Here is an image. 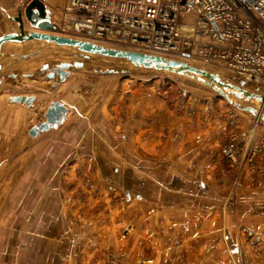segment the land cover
I'll use <instances>...</instances> for the list:
<instances>
[{"label": "crops", "instance_id": "0c3cea01", "mask_svg": "<svg viewBox=\"0 0 264 264\" xmlns=\"http://www.w3.org/2000/svg\"><path fill=\"white\" fill-rule=\"evenodd\" d=\"M29 1L0 0V37L19 32L16 19ZM44 3L59 26L68 0ZM34 42L6 43L0 56V264H74L76 241L80 236L91 240L95 230L104 239L103 264H235L240 253L246 264H264V255L255 256L239 230L256 229L264 237V177L248 166L237 171L224 167L216 158L214 151L219 153L228 131L225 120L216 112L193 119L187 111H177L168 96L133 89L126 135L119 136L110 127L109 113L92 120L90 103L70 92L77 85L70 82L72 72L60 83L70 92L64 99L48 100L46 94L41 98L21 90L22 83L35 77L27 73L28 58L43 54L38 49L35 54L25 52L31 47L24 46ZM16 96L36 100L30 108L11 104L10 98ZM54 101L69 110L66 121L32 138L30 131L39 125L35 113L43 104L47 111ZM82 112L80 137L75 132L80 121L70 117ZM138 115L150 121L149 127L139 125ZM252 122L245 121L244 138L250 135ZM262 129L264 137V123ZM77 150L88 161L85 169L90 170V161L95 160L97 175L122 188L128 206L136 209L135 232L125 242L116 238V230L125 223L123 211L106 225L104 221L81 229L69 225L72 209L64 199L59 171L61 161L71 160ZM195 159H201V165L191 168Z\"/></svg>", "mask_w": 264, "mask_h": 264}, {"label": "rangeland", "instance_id": "374dc122", "mask_svg": "<svg viewBox=\"0 0 264 264\" xmlns=\"http://www.w3.org/2000/svg\"><path fill=\"white\" fill-rule=\"evenodd\" d=\"M1 19L2 17L0 16ZM27 30L31 31L30 28H27ZM57 35L74 38L59 29L57 30ZM30 45L24 46L31 47L25 50L27 54H32L30 52L32 50L34 54L37 53L35 52L36 49H38L37 51L42 50L43 54L39 58H28L27 73L33 74L35 77L22 83V91L37 94L41 98L46 94L48 97L44 96V98L48 100L64 99L67 93H76L83 101L84 99L88 101L94 109V113L91 115L92 120H99L103 114L109 113L110 127L119 136L126 135V123L130 117L129 95L133 89H140L146 94H155L158 98L164 99L168 96L169 101L176 105L177 111H187L188 115L193 119H202L203 117L206 119L216 112L219 115V119L225 120L228 126V131L222 138L219 153L214 151L221 165L236 171L248 166L260 178L264 177V137L262 129L264 122L257 119V117H253L252 114L230 105L221 98V101L218 100V94L212 88L168 73L136 68L131 63L123 60L85 56L74 48L59 47L55 44L43 42H34ZM105 47L124 49L120 47ZM188 52L192 53L194 57L177 56L167 58L205 68L213 73L220 74L228 82L238 86H242L244 83L245 89L264 94L263 84H255L239 79L219 65L205 67L196 58L194 51L189 50ZM42 58L43 60L41 61ZM62 63H81L83 65L82 68L71 69L73 76L70 78V82L74 80L77 85L70 92L62 90L63 86L60 84L58 77L49 81L46 78V73L44 75L40 74L44 65L48 64L51 68H55ZM107 81L108 83L106 84ZM110 81L114 82V85L109 83ZM110 88V94L109 92L105 93ZM200 101L202 102L200 103ZM234 101L243 107H253L259 112L263 108L262 104L257 101L246 102L236 98ZM202 103V107L196 106ZM46 106V104H43L42 108H39L37 113H35V123L41 124L46 121ZM212 109L213 112L211 111ZM74 116H77L80 121V128L76 127L75 132L77 131V135L79 134L81 137L83 133L82 122L85 119V115L83 112L79 115L72 114L70 119ZM135 120L139 125L149 127L150 121L143 115H138ZM246 120L253 121L248 129L250 132L248 138L243 136ZM251 145H253L254 150L250 149ZM230 146L237 152L233 161L228 160L225 155L226 148ZM72 155L70 157L72 158L71 160L61 161L59 171V184L61 189H63L64 199L68 200L72 209V213L67 218L69 225L72 229H81L90 223L94 225L98 221L99 223L104 221L103 224L106 225L107 222L114 220L117 213L123 211L125 223L123 228L116 230V238L120 243L125 242L127 236L135 232L138 214L136 209L133 210L128 206V199L122 188L109 184L104 181L102 176L97 175V162L95 160L90 161L91 169L86 170L84 165L88 161L84 160L82 153L77 150ZM208 155L211 158V153ZM211 161L215 162L216 159L212 158ZM201 162V159H195L189 164L191 168H197V166L201 165ZM212 178L214 179V176ZM257 183L258 187L262 186V179ZM239 230L244 236L246 247L251 248L255 256L263 259V233L248 227H240ZM92 234L91 240L88 238L82 240L83 237L80 236L81 240L76 241L75 255L73 257L74 264H103L104 254L101 248L104 240L102 239L103 235L99 234L97 230L92 231ZM234 262L235 264H246L244 255L241 253L237 255Z\"/></svg>", "mask_w": 264, "mask_h": 264}, {"label": "built area", "instance_id": "2783aa9c", "mask_svg": "<svg viewBox=\"0 0 264 264\" xmlns=\"http://www.w3.org/2000/svg\"><path fill=\"white\" fill-rule=\"evenodd\" d=\"M57 27L75 39L164 57L194 51L205 67L264 83V0H68ZM225 155L233 161L237 152L230 146Z\"/></svg>", "mask_w": 264, "mask_h": 264}, {"label": "water", "instance_id": "95a60500", "mask_svg": "<svg viewBox=\"0 0 264 264\" xmlns=\"http://www.w3.org/2000/svg\"><path fill=\"white\" fill-rule=\"evenodd\" d=\"M19 32L10 33L0 37V56L2 47L6 43H25V42H43L55 44L59 47L77 49L85 56H99L108 59L123 60L131 63L136 68L164 72L186 80L202 84L212 88L222 99L238 109L252 114L257 119L264 122V94L249 91L242 86L235 85L226 81L220 74L213 73L205 68H201L184 61L170 59L159 54L144 52L139 50H128L119 48H109L103 45L95 44L75 38L63 37L57 35L58 27L52 22L50 13L44 3V0H31L21 10L19 17L16 19ZM30 28L32 31L27 30ZM81 63H62L55 68L48 64L44 65L41 73H46L47 80L59 78L64 83L71 75L72 68H82ZM1 69V66H0ZM31 77V76H28ZM2 82L0 81V87ZM244 100L246 102L257 101L262 104L261 112L253 107H243L233 99ZM36 98L26 96H16L10 98L11 104H19L30 108ZM69 110L61 102H53L45 114V122L32 128L29 135L37 138L42 133L57 129L63 124Z\"/></svg>", "mask_w": 264, "mask_h": 264}, {"label": "bare ground", "instance_id": "6f19581e", "mask_svg": "<svg viewBox=\"0 0 264 264\" xmlns=\"http://www.w3.org/2000/svg\"><path fill=\"white\" fill-rule=\"evenodd\" d=\"M187 31V30H186ZM189 33V31H187Z\"/></svg>", "mask_w": 264, "mask_h": 264}]
</instances>
